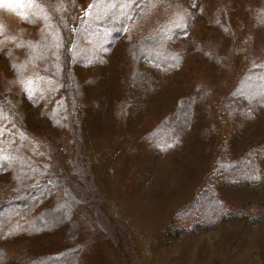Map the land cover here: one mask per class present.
<instances>
[{"label": "rangeland", "instance_id": "rangeland-1", "mask_svg": "<svg viewBox=\"0 0 264 264\" xmlns=\"http://www.w3.org/2000/svg\"><path fill=\"white\" fill-rule=\"evenodd\" d=\"M93 2L0 6V264H264V0Z\"/></svg>", "mask_w": 264, "mask_h": 264}, {"label": "trees", "instance_id": "trees-1", "mask_svg": "<svg viewBox=\"0 0 264 264\" xmlns=\"http://www.w3.org/2000/svg\"><path fill=\"white\" fill-rule=\"evenodd\" d=\"M232 168L237 172V174L241 177L250 173L251 164L247 163L246 160L235 161L231 163ZM13 176L14 179L18 177L14 171ZM17 182V179H15ZM38 184V179H31V183H29L28 188L30 190H34ZM35 186V187H34ZM26 189V194L18 195L17 193L9 194L4 198L0 199V230L4 227L5 223L13 218L16 214L20 212L18 209L21 208L23 204H25V197H27L29 189ZM33 192H31L28 196L30 200H32ZM214 196L210 191H204L201 195L199 202L193 203L189 208L188 211L195 217H198L204 224H210L216 218L221 216V212L217 208V201L214 200ZM11 206V207H10ZM195 209L196 213L195 214ZM42 259H34L32 264H41L40 262Z\"/></svg>", "mask_w": 264, "mask_h": 264}, {"label": "snow or ice", "instance_id": "snow-or-ice-1", "mask_svg": "<svg viewBox=\"0 0 264 264\" xmlns=\"http://www.w3.org/2000/svg\"><path fill=\"white\" fill-rule=\"evenodd\" d=\"M140 2H143V0H140ZM100 3H105V4H111L112 7H124V6H131L132 4L134 3H137V0H125V3L121 4V3H118V0H94L93 4L89 6V8H93V7H96L98 6ZM0 6L2 7H5V8H9L11 9L12 11H15L17 8H22L24 7V3H23V0H0ZM27 7L31 8L32 7V3L29 2L27 4ZM37 7H39V5H37ZM20 18L22 20H28L30 23H35L34 20H30L28 15L25 14V13H17ZM39 13H33V15H38ZM86 15L90 16L91 15V12L88 11L85 13ZM45 21H48L49 17L47 15H44L42 17ZM178 27H180L178 25ZM0 31H2V26H0ZM41 33L43 34V29L41 30ZM186 35V32L184 33ZM18 47H23L24 45L23 44H20V45H17ZM29 46H31V44L29 43ZM58 46V45H57ZM14 68H17L18 66L17 65H13ZM31 83V82H29ZM2 159H7V157H3Z\"/></svg>", "mask_w": 264, "mask_h": 264}]
</instances>
